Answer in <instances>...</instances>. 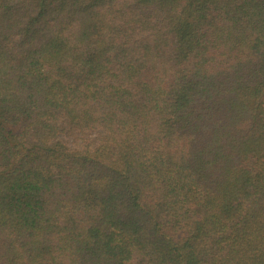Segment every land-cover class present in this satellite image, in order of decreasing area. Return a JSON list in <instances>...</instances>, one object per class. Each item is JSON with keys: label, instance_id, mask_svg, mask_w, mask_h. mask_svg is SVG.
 <instances>
[{"label": "trees", "instance_id": "obj_1", "mask_svg": "<svg viewBox=\"0 0 264 264\" xmlns=\"http://www.w3.org/2000/svg\"><path fill=\"white\" fill-rule=\"evenodd\" d=\"M0 264H264V0H0Z\"/></svg>", "mask_w": 264, "mask_h": 264}]
</instances>
